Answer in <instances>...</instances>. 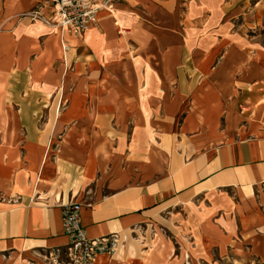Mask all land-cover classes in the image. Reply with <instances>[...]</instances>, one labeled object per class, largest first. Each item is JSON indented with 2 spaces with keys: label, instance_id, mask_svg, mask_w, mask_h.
I'll list each match as a JSON object with an SVG mask.
<instances>
[{
  "label": "crops",
  "instance_id": "0c3cea01",
  "mask_svg": "<svg viewBox=\"0 0 264 264\" xmlns=\"http://www.w3.org/2000/svg\"><path fill=\"white\" fill-rule=\"evenodd\" d=\"M127 1L74 38L42 23L27 36L21 0H0V252L29 251L32 264L44 262L67 242L61 218L70 200L82 204L89 236H119L97 264H176L167 232L187 224L197 254L190 264H215L213 239L245 229L264 185V36L244 35L259 29L257 20L236 23L231 12L225 21L198 0L168 35L161 16L149 24L121 8L146 14L144 0ZM149 2L160 14L161 0ZM131 23L141 64L110 53V69L79 75L93 83L64 86L72 95L59 117L57 84L71 47L97 59L107 45L132 42L115 31L126 25L129 33ZM62 39L71 45L64 56ZM59 53L64 69L51 72ZM85 93L100 95L93 117Z\"/></svg>",
  "mask_w": 264,
  "mask_h": 264
},
{
  "label": "rangeland",
  "instance_id": "374dc122",
  "mask_svg": "<svg viewBox=\"0 0 264 264\" xmlns=\"http://www.w3.org/2000/svg\"><path fill=\"white\" fill-rule=\"evenodd\" d=\"M46 1L47 0H21L22 4H19L21 19L24 20V33H27V36H31L36 33L37 29H35L33 26L37 25V23H42L45 26H48V28L52 29V32H54V30L57 31V28L51 27L45 22L34 20L30 17L31 12H33L34 10H38L43 5L44 8L42 9V14L46 18H48V9L46 7L48 4L46 3ZM197 1L198 0H165V3H163L164 0H161L160 14H158V8L149 9L148 7H145L146 4L152 5L149 0H144V3L142 5V8H144L146 14H143V9L141 11H136V13H132L128 8L124 6H122L121 8L124 13H126L127 16L131 18L137 19L143 15L144 17L142 19L146 20V22L149 24H153L155 16H161L163 23L166 25L167 34L169 35L175 22H179L181 18H183L184 23L185 21H187V12L189 10V7L191 4H194ZM209 1H211V8L208 11L220 10L225 12V21L230 19L229 14L231 12L234 14L231 16V20L235 21L236 23H247L249 21L253 23L255 22V20H257V27H259V29L255 31H248L244 35H250V33L252 32H257L260 36H264V0ZM127 2H130V0H128ZM150 13L153 14V16H149L148 14ZM204 18H206V16ZM118 22L120 23L119 18ZM125 26L126 25H117L115 26V31L117 32V35L122 38L126 36H133L131 37L132 42H127L123 45H107V47L102 48V51H99L100 55L97 59L94 58L92 54L90 56H86L85 54L81 55L78 49L79 44L77 46L71 47V51L69 54L70 59L67 60V63L65 64V68L67 71L66 73H63L62 71V77L57 84V86L61 90L59 93H56V98L57 100H59V117L64 115V111L66 109L65 105L69 100V96L72 95L65 91V85L70 86L78 83L84 84V86L88 85L87 83H89L90 80V82H92V80L95 78L82 76L87 75L88 72H96L101 69L107 68L110 69L112 65L116 63L115 61L111 60L113 54L115 53L132 54L136 66H139L141 64V62L137 61L135 57L137 56L136 54L140 49V46L135 42L134 39L133 23L128 25L129 30H131L129 33L125 32L127 30L125 29L127 28ZM49 32V29H46V34H48ZM100 32L102 34L104 33L103 30H100ZM26 41L27 38L24 42ZM75 42L76 41L71 37L70 44H76ZM170 47L171 45H167L168 50L170 49ZM110 53H112V56L110 55ZM60 57L61 56L59 53L56 56L54 62L48 65V68L51 72L57 71L58 68L64 69V65L61 62ZM29 59L30 60L28 61H33L31 59H34L35 62L39 61L36 56H31ZM28 67L29 63L26 64V68ZM81 74L82 76L79 77V75ZM6 80V77L0 76V106L4 99L3 91ZM173 92L174 88L172 84H168L167 96H171ZM83 96L86 97V99L84 100L87 102L88 116L93 117L97 109V106H95V102L97 103V98H100V95L98 96V94L96 93H85ZM91 101L94 102L92 110L89 109ZM89 112H92L93 114L89 115ZM1 113L2 110L0 108V114ZM246 218V226L242 231L235 232L232 235L225 234L224 236H217L213 239V246H215V249L213 250L211 255H213L216 260L220 259V262L215 261V264H264V185H260L256 190L254 200L252 201V204L247 208ZM166 241L169 248L171 249L170 258L172 259V261L176 260V264H190L192 257L194 258L196 263L197 254L194 252L195 239L191 234L189 224H187V227L184 226L182 229H179L175 233L167 232ZM11 256H15L14 261H9ZM33 256L34 255H31L29 251H25L21 254L20 252L13 253V250H6L4 252H0V264H32L31 258H33ZM37 261V264H43L42 260Z\"/></svg>",
  "mask_w": 264,
  "mask_h": 264
},
{
  "label": "built area",
  "instance_id": "2783aa9c",
  "mask_svg": "<svg viewBox=\"0 0 264 264\" xmlns=\"http://www.w3.org/2000/svg\"><path fill=\"white\" fill-rule=\"evenodd\" d=\"M117 0H47L48 18L42 14V5L31 12L34 20L57 28L55 33L80 38L85 31L95 26L98 14L114 12ZM71 45L62 39L63 56ZM81 203L68 201L62 205V229L67 242L50 248L43 254V264H97L100 254H112L118 245L117 233L89 236L80 218Z\"/></svg>",
  "mask_w": 264,
  "mask_h": 264
},
{
  "label": "bare ground",
  "instance_id": "6f19581e",
  "mask_svg": "<svg viewBox=\"0 0 264 264\" xmlns=\"http://www.w3.org/2000/svg\"><path fill=\"white\" fill-rule=\"evenodd\" d=\"M14 259H15L14 256H11L10 259H9V261H12Z\"/></svg>",
  "mask_w": 264,
  "mask_h": 264
}]
</instances>
